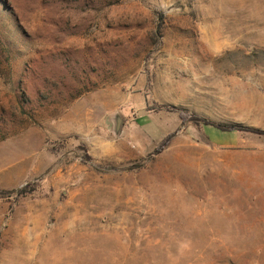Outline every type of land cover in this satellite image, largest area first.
<instances>
[{
	"label": "rangeland",
	"instance_id": "374dc122",
	"mask_svg": "<svg viewBox=\"0 0 264 264\" xmlns=\"http://www.w3.org/2000/svg\"><path fill=\"white\" fill-rule=\"evenodd\" d=\"M0 264H264V0H0Z\"/></svg>",
	"mask_w": 264,
	"mask_h": 264
},
{
	"label": "trees",
	"instance_id": "16d2710c",
	"mask_svg": "<svg viewBox=\"0 0 264 264\" xmlns=\"http://www.w3.org/2000/svg\"><path fill=\"white\" fill-rule=\"evenodd\" d=\"M183 119V117H181ZM213 128H215L218 131H223V132H238L239 130L233 126L230 127H221V126H213L211 125ZM173 135H168L166 136L161 143L159 144V147L156 149V153H160L170 142V139L172 138ZM19 194H25L24 191H20Z\"/></svg>",
	"mask_w": 264,
	"mask_h": 264
},
{
	"label": "water",
	"instance_id": "95a60500",
	"mask_svg": "<svg viewBox=\"0 0 264 264\" xmlns=\"http://www.w3.org/2000/svg\"><path fill=\"white\" fill-rule=\"evenodd\" d=\"M118 128H119V120L116 119L115 120V130L117 131ZM192 137L198 143H200L206 147H210L209 141L203 135H201L199 132H197L196 130H192Z\"/></svg>",
	"mask_w": 264,
	"mask_h": 264
}]
</instances>
